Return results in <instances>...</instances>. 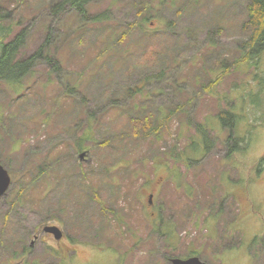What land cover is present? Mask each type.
I'll list each match as a JSON object with an SVG mask.
<instances>
[{"label": "rangeland", "instance_id": "rangeland-1", "mask_svg": "<svg viewBox=\"0 0 264 264\" xmlns=\"http://www.w3.org/2000/svg\"><path fill=\"white\" fill-rule=\"evenodd\" d=\"M64 1L0 0V42L25 31L20 58L49 60L0 82V264H264V53L242 62L246 0H94L84 18L53 13Z\"/></svg>", "mask_w": 264, "mask_h": 264}, {"label": "trees", "instance_id": "trees-1", "mask_svg": "<svg viewBox=\"0 0 264 264\" xmlns=\"http://www.w3.org/2000/svg\"><path fill=\"white\" fill-rule=\"evenodd\" d=\"M94 0H65L63 3L56 4L53 7V13H62L65 6H70L74 9L81 18L85 17V8ZM104 16H97L93 20H102ZM244 21L239 25V29L244 36V41L240 44V50L242 54V62L251 65L253 61H256L264 53V0H246L244 5ZM10 33L0 23V38L9 35ZM6 36V37H7ZM27 39V33L21 31L12 40L8 42H0V82H4L10 86L17 85L21 80L30 75L35 65L40 62L41 59L48 60V55L44 51L45 47L39 49L33 56L28 59L22 60L20 58L21 52L25 47ZM55 70V67H53ZM262 79V78H261ZM259 80L264 88V79ZM218 81H213L216 84ZM257 109H261L257 106ZM218 119L223 127L230 129V135L228 142H232V133L234 127L238 122V117L231 113V110L221 111L218 114ZM203 128L198 127V132L202 133L206 138V133L202 131ZM86 139H83L85 141ZM240 141V140H239ZM227 142L226 149L228 148V156L239 150L245 149L239 148L237 141L233 142V145H229ZM242 142V141H241ZM77 149L82 150V144H77ZM228 157V158H229ZM182 159L181 157H179ZM184 160V159H182ZM264 164V157L260 161V166ZM261 169V168H260ZM24 250V249H23Z\"/></svg>", "mask_w": 264, "mask_h": 264}, {"label": "water", "instance_id": "water-1", "mask_svg": "<svg viewBox=\"0 0 264 264\" xmlns=\"http://www.w3.org/2000/svg\"><path fill=\"white\" fill-rule=\"evenodd\" d=\"M83 156H85V153L80 155V159H83ZM11 179L8 174V172L0 165V197L3 196L9 185H10ZM151 201V200H150ZM43 231L48 234H52L55 238V240L59 241L62 238V231L56 227V226H47L44 227ZM172 264H206L202 262L198 257H190L187 259H173L171 261Z\"/></svg>", "mask_w": 264, "mask_h": 264}, {"label": "flooded vegetation", "instance_id": "flooded-vegetation-1", "mask_svg": "<svg viewBox=\"0 0 264 264\" xmlns=\"http://www.w3.org/2000/svg\"><path fill=\"white\" fill-rule=\"evenodd\" d=\"M153 197V194L150 195V199ZM150 204H152V201H149Z\"/></svg>", "mask_w": 264, "mask_h": 264}]
</instances>
